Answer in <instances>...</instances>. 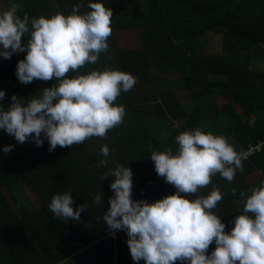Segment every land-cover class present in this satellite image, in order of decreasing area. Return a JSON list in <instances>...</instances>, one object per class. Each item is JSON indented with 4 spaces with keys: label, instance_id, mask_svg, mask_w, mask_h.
<instances>
[{
    "label": "trees",
    "instance_id": "1",
    "mask_svg": "<svg viewBox=\"0 0 264 264\" xmlns=\"http://www.w3.org/2000/svg\"><path fill=\"white\" fill-rule=\"evenodd\" d=\"M2 3L16 63L0 57V262L126 263L130 228L137 236L159 213L175 244L177 230L206 245L225 228L253 241L239 255L264 261V78L251 67L264 57V0ZM118 30L135 32L137 46L119 47ZM209 33L222 54L205 53ZM12 127L23 149L7 141ZM194 129L201 136L187 137ZM224 144L237 157L261 151L200 179L227 159ZM254 172L261 180L249 183ZM130 195L134 210L140 199L168 201L130 222Z\"/></svg>",
    "mask_w": 264,
    "mask_h": 264
},
{
    "label": "crops",
    "instance_id": "2",
    "mask_svg": "<svg viewBox=\"0 0 264 264\" xmlns=\"http://www.w3.org/2000/svg\"><path fill=\"white\" fill-rule=\"evenodd\" d=\"M261 60L263 61H260V58L259 60H256L251 67L254 70L257 69L256 64L258 63L257 66L259 67V70L257 69L256 74H260L262 78H264V57H261ZM130 203V215H132V217H130V222H132L136 221V218L139 217L135 216V211L138 206L134 210L132 205L133 197L131 195ZM158 208L159 207L156 209ZM145 214L149 213L147 212ZM145 214L140 217L143 218ZM153 216L155 217V215ZM157 216V219L154 220L153 217L152 221L148 223L150 224V227L138 232L137 236L135 230L130 228V259L126 263L121 264H196L198 258L205 255L209 257L208 264H264L261 257H259L260 259H257L255 252L252 254V256L254 255L253 259H249V257L246 256V251L242 255H239V248L240 251L241 249L250 250L254 244L250 245V241L245 240H238L235 242L229 233L230 230L228 231V229L225 228H223V230H226V234H224L222 238L223 243L220 242L223 230L219 229L221 231H210V234L213 235L215 239L213 241H207L206 245L193 244L185 241L183 234L180 230H177L176 234L179 236L178 240H180V242L175 244L173 242L174 234L169 233L168 228L162 227L163 225L168 226V218L170 217H166V215L160 213L157 214ZM121 230L122 227L114 230L112 234H109V236L107 235L108 238L117 240ZM96 243L97 242L94 244H88L85 251L94 247ZM182 247L187 250H181L180 248ZM10 262L12 261L5 260L4 262H0V264H10ZM67 262L65 261L61 264H66ZM114 264L116 263L114 262Z\"/></svg>",
    "mask_w": 264,
    "mask_h": 264
},
{
    "label": "rangeland",
    "instance_id": "3",
    "mask_svg": "<svg viewBox=\"0 0 264 264\" xmlns=\"http://www.w3.org/2000/svg\"><path fill=\"white\" fill-rule=\"evenodd\" d=\"M6 7L4 6V4L2 3V0H0V18L5 16L6 12L5 10ZM113 39H115L117 45L121 48H133L137 46V36L135 32L132 31H126V30H118V31H114L113 32ZM9 38H8V31L7 28L0 26V57H9V61L16 63V61H14L15 58V52L13 50L12 47H9L10 43H9ZM202 44L204 45V49H205V53L210 54V53H219L222 54V41H221V36L218 33H209L204 35L203 37H201ZM255 60V58H254ZM260 61L261 57H260ZM254 61H253V65H254ZM258 64V63H257ZM257 69L259 70V67L257 66ZM153 73V72H152ZM75 83L77 82V78H75ZM40 84V83H39ZM172 94L174 95V99H176L178 102H181L182 104H185L186 101V97L187 95L182 92L181 90H173ZM54 111V110H53ZM56 113L52 112L51 119L56 120ZM6 139L8 142L15 144L17 147H20V149H23V147H26V143L25 140L21 134V132L17 129H15V127H12L9 129V131H7L6 133ZM229 143V142H228ZM227 146L230 149V145L227 144ZM225 151V150H224ZM249 177L246 178V181H248L249 183H257L258 181L261 180V176L259 175V173L254 172L251 173V175H248ZM26 191L30 197V199L33 201L34 206L38 207L39 203L35 197V195L30 192L27 188ZM259 213H253L248 215L249 217H254L255 220L256 218L259 216ZM264 227V220L262 221H258L257 222V226L258 227ZM262 227V228H263ZM251 244H253L252 242H249ZM261 250L263 251H259V254H264V234H261ZM254 255H250L249 259H253Z\"/></svg>",
    "mask_w": 264,
    "mask_h": 264
},
{
    "label": "built area",
    "instance_id": "4",
    "mask_svg": "<svg viewBox=\"0 0 264 264\" xmlns=\"http://www.w3.org/2000/svg\"><path fill=\"white\" fill-rule=\"evenodd\" d=\"M262 52H264V44L257 45ZM187 137L196 138L201 136V129H194L192 131H187ZM223 149L226 152L227 159L221 160L218 163L211 162L210 165L201 173L200 179H207L209 177H214L218 175L221 171L226 168H229L232 164L236 163L240 160H247L254 156L256 153H260L261 145L250 146L249 149L243 153V155L237 157L233 154V152L229 149L227 144L223 145ZM195 184V180H190L185 182V189H189L193 187ZM168 201V197H162L161 200H156L155 202H151L148 199H141L140 203L143 208H140L136 211L135 216L140 217L143 214L155 209L156 207L160 206V204Z\"/></svg>",
    "mask_w": 264,
    "mask_h": 264
},
{
    "label": "clouds",
    "instance_id": "5",
    "mask_svg": "<svg viewBox=\"0 0 264 264\" xmlns=\"http://www.w3.org/2000/svg\"><path fill=\"white\" fill-rule=\"evenodd\" d=\"M186 182H187V181H186ZM140 201H141V199H140ZM140 201H139V202H140ZM139 204H141V203H139ZM138 209H140V208H138ZM138 209H136V211H137ZM136 211H135V214H136ZM151 211H152V210H151ZM149 212H150V211H149ZM139 218H141V217H139ZM136 219H137V218H136Z\"/></svg>",
    "mask_w": 264,
    "mask_h": 264
}]
</instances>
